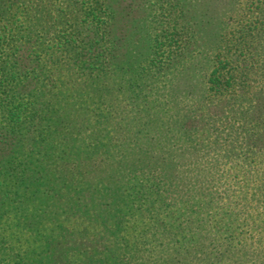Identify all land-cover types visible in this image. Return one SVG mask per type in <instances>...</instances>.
Instances as JSON below:
<instances>
[{"label":"trees","instance_id":"1","mask_svg":"<svg viewBox=\"0 0 264 264\" xmlns=\"http://www.w3.org/2000/svg\"><path fill=\"white\" fill-rule=\"evenodd\" d=\"M251 72L264 0H0V264H264Z\"/></svg>","mask_w":264,"mask_h":264},{"label":"rangeland","instance_id":"2","mask_svg":"<svg viewBox=\"0 0 264 264\" xmlns=\"http://www.w3.org/2000/svg\"><path fill=\"white\" fill-rule=\"evenodd\" d=\"M247 76L248 77H247L246 84H248V88H247L248 91H245V90L241 91L239 89L238 90H239V99L241 100L239 104L244 109H246V111H248L247 113H245L243 117H245V119L249 121L251 119H256L255 117H258L260 115L264 116V92H262V94H259L260 95L259 97L258 96L252 97V95H250L254 92V90H256L257 88L262 86V84H264V75H261V73L257 74V73L251 72V73H248ZM256 98L258 100H256ZM231 102L235 103L236 100L233 99ZM254 102L256 103V109L251 110L252 109L251 106L254 104ZM223 123L228 125L230 122L228 120H225ZM189 124L192 125L193 120H191ZM262 142L264 143V138Z\"/></svg>","mask_w":264,"mask_h":264}]
</instances>
